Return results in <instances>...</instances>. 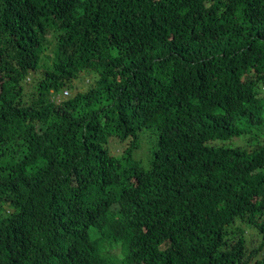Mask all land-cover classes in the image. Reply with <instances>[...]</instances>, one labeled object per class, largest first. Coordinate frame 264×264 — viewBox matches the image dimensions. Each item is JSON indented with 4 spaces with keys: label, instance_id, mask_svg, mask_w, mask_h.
<instances>
[{
    "label": "trees",
    "instance_id": "16d2710c",
    "mask_svg": "<svg viewBox=\"0 0 264 264\" xmlns=\"http://www.w3.org/2000/svg\"><path fill=\"white\" fill-rule=\"evenodd\" d=\"M263 127L264 0H0V264H264Z\"/></svg>",
    "mask_w": 264,
    "mask_h": 264
},
{
    "label": "rangeland",
    "instance_id": "374dc122",
    "mask_svg": "<svg viewBox=\"0 0 264 264\" xmlns=\"http://www.w3.org/2000/svg\"><path fill=\"white\" fill-rule=\"evenodd\" d=\"M45 55L50 56V47L46 49ZM40 70L35 72H30L28 78L23 81V87L25 92L30 93L36 87V81L40 76ZM95 80V76L91 73L82 72L78 75V77L73 81V88L67 89L69 93L73 92L74 90H84L88 86H90ZM262 136L259 140L264 142V127L259 130ZM140 145L137 148L132 150V157L135 162L140 163L144 168H147L151 163V152L156 146L157 143V132L154 127H143L138 134ZM130 138L127 137L122 139L117 136H111L107 140V147L111 153L119 154L125 147L130 145ZM243 136L236 137L225 144H245ZM245 235L249 239L250 237H254L251 244H257L259 242V238L256 235L254 228L248 227L245 228ZM110 251L117 256H121L120 245L113 246Z\"/></svg>",
    "mask_w": 264,
    "mask_h": 264
},
{
    "label": "built area",
    "instance_id": "2783aa9c",
    "mask_svg": "<svg viewBox=\"0 0 264 264\" xmlns=\"http://www.w3.org/2000/svg\"><path fill=\"white\" fill-rule=\"evenodd\" d=\"M68 90H63V95H67Z\"/></svg>",
    "mask_w": 264,
    "mask_h": 264
}]
</instances>
